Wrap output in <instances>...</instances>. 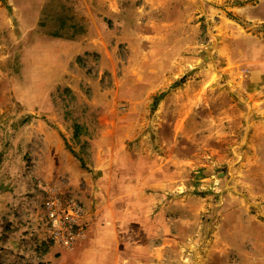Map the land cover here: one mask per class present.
Masks as SVG:
<instances>
[{"label": "rangeland", "instance_id": "obj_1", "mask_svg": "<svg viewBox=\"0 0 264 264\" xmlns=\"http://www.w3.org/2000/svg\"><path fill=\"white\" fill-rule=\"evenodd\" d=\"M120 1L0 0V264H264V0Z\"/></svg>", "mask_w": 264, "mask_h": 264}, {"label": "crops", "instance_id": "obj_2", "mask_svg": "<svg viewBox=\"0 0 264 264\" xmlns=\"http://www.w3.org/2000/svg\"><path fill=\"white\" fill-rule=\"evenodd\" d=\"M96 1L98 2V3H96V6L98 5V7H100L101 9H107L110 14H114L112 9H114L115 7L118 8V6L121 5L120 0H96ZM92 2H93V0H92ZM89 13H90V15L88 16V18H89V21L91 23L90 29H92L93 26H95V25H101L103 23L99 14L96 15V13H94L93 11H91V12L89 11ZM87 38L90 39L91 37H82L78 40L77 39L76 40H71V39H69V40L65 39L64 40V39L57 38L58 39L57 43L66 49H76L78 51L76 56L83 54L85 52V50H88V49L89 50H92V49L96 50V48H97L100 50V47H101L100 43H99L100 41L90 45L86 42ZM87 45H90L91 47H88ZM70 51H72V50H70ZM263 105H264V102H263ZM259 131L260 130L256 131V135H260Z\"/></svg>", "mask_w": 264, "mask_h": 264}, {"label": "built area", "instance_id": "obj_3", "mask_svg": "<svg viewBox=\"0 0 264 264\" xmlns=\"http://www.w3.org/2000/svg\"><path fill=\"white\" fill-rule=\"evenodd\" d=\"M59 205V202L56 201L54 198H50L49 200L46 201V206L49 208V210L51 211V215L54 216V208H56ZM74 212L75 215L78 216L81 212V210L78 207H74ZM69 241L67 240L65 243H68Z\"/></svg>", "mask_w": 264, "mask_h": 264}, {"label": "trees", "instance_id": "obj_4", "mask_svg": "<svg viewBox=\"0 0 264 264\" xmlns=\"http://www.w3.org/2000/svg\"><path fill=\"white\" fill-rule=\"evenodd\" d=\"M84 166V165H83Z\"/></svg>", "mask_w": 264, "mask_h": 264}]
</instances>
